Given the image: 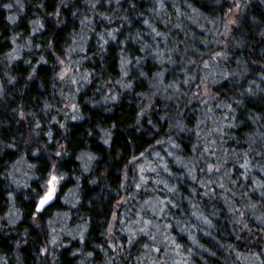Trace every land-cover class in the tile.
Wrapping results in <instances>:
<instances>
[{
	"label": "trees",
	"instance_id": "obj_1",
	"mask_svg": "<svg viewBox=\"0 0 264 264\" xmlns=\"http://www.w3.org/2000/svg\"><path fill=\"white\" fill-rule=\"evenodd\" d=\"M237 1L0 0V264H264V0H240L228 28ZM61 61L80 71L74 120ZM176 108L195 129L179 140ZM22 158L33 179L16 187ZM58 212L80 235L48 247Z\"/></svg>",
	"mask_w": 264,
	"mask_h": 264
},
{
	"label": "rangeland",
	"instance_id": "obj_2",
	"mask_svg": "<svg viewBox=\"0 0 264 264\" xmlns=\"http://www.w3.org/2000/svg\"><path fill=\"white\" fill-rule=\"evenodd\" d=\"M240 5H241V1L238 0L236 3V6H235L236 8L227 14L226 25L228 28H230V26H232L236 23V20H237L236 16L239 13L240 8H241ZM232 21H235V23H232ZM215 32H214L215 37L220 38V35L216 36ZM211 45L214 47L215 42H213ZM74 67H71L70 65H67L66 62H63L61 73L67 72V75L65 76V78L63 80L60 79V75H59V81H61V84H62L61 85V92H63L62 93L63 107H62V109H60V113L64 114V119L66 118V119H70V120H74V119H72V117L74 115L78 116L77 111L73 112V109L71 106L72 104H75L76 108H77V104H76L77 102L75 101V91L68 89L69 83H70V85H75V86H77V84H78L76 76L80 75V71L77 67L75 69H74ZM196 89H199V86H197V88L194 87V90H196ZM207 93H208V89L202 88L200 91L196 90L195 96L199 95V96L204 97V94L207 95ZM138 165H139L138 167L140 169V174H142L143 171L147 167L149 168L148 165H143L141 163ZM10 171H11L10 180H11V182H13V184L16 187H21L23 184L27 185L29 183V181L31 179H33L32 170L29 168V165H27L26 159H23V158L20 159L18 162H16L12 166ZM68 198L65 199V202L67 205L71 202H74L73 201L74 200L73 194L69 195ZM19 218L20 217L18 215V211L16 209V206H15L14 202H12V207L9 209V211L7 212L4 219L9 224H14L15 222H17L19 220ZM49 224H50V230H51L50 233L52 235V238L50 240V244L48 245V247L49 246H53L54 248L59 247V246L65 244L64 243L65 238H67V239L76 238L80 235L79 234V228L80 227H72L71 226L68 213H59L58 212L49 221ZM53 240H55V243H53Z\"/></svg>",
	"mask_w": 264,
	"mask_h": 264
},
{
	"label": "snow or ice",
	"instance_id": "obj_3",
	"mask_svg": "<svg viewBox=\"0 0 264 264\" xmlns=\"http://www.w3.org/2000/svg\"><path fill=\"white\" fill-rule=\"evenodd\" d=\"M89 3L91 5V7L93 9H95L97 3H100V0H89ZM116 3L119 4L120 0H116ZM9 7H10V5H9ZM131 7L135 8L136 4L133 3L131 5ZM106 19H108L109 22H111L112 18L111 17H106ZM34 23L36 25H38V28L36 30H39V29L43 28V24H40L39 21H35ZM145 23H147V21H145ZM232 23H235V21H232ZM106 35L112 41H115L117 39V37H116L114 32L106 33ZM157 35H161V34L157 33ZM100 39L104 41V44L108 43V39H105L104 36H101ZM101 48L103 49V45H101ZM44 63H47V61H44ZM61 63H63V62L61 61ZM130 63H131V61L128 60L126 56H124L122 58V60H121V65H122V68H124V69H126L127 66ZM205 67H208V65H205ZM66 75H67V72L61 73L60 74V79L63 80ZM125 75H127V71H125ZM141 75H143V73H141ZM159 75L162 76L163 73H160ZM84 78L86 79L87 77H84ZM118 83H119V81H118ZM123 86L127 87V88H131L132 87L131 84H127V85H123ZM153 86L155 87L156 85H153ZM247 92L250 93L252 97H254L257 94L256 91L254 89H252V88H248ZM260 92L264 93V89H260ZM237 103H239V101ZM71 106H72L73 112H76L77 111L76 105L72 104ZM225 107H230V106L225 105ZM140 115L143 116L144 112H141ZM77 118L78 117L75 116V115L72 117V119H77ZM37 127H39V125H37ZM49 136H51V133H49ZM105 136H106L105 143L107 144V143H109V140L107 139V137L111 136V132L110 131L106 132ZM55 155L59 157V156H61V152L57 151L55 153ZM89 159H93V157H89ZM29 167H34V166L33 165H29ZM53 167H54L53 164H49V168H53ZM241 167H243L244 169H247L249 167V164L247 162H245L244 164L241 165ZM86 170H87V168L85 169V171ZM262 170H264V168H262ZM62 179H63V176L58 171L55 174H51V173L49 174V176L46 179L45 185L42 188L41 192H38L35 195V197H34V200H33V209H34V211H36L37 213H41V214L46 211V206H48L51 203V201H53V199L56 197L57 186L59 185V183H60V181ZM261 194L264 195V193H261ZM141 231H144V230L141 229ZM53 243H55V240H53ZM43 251H44V256L47 257V255L49 253V249L45 248ZM45 264H47V260L45 261Z\"/></svg>",
	"mask_w": 264,
	"mask_h": 264
},
{
	"label": "clouds",
	"instance_id": "obj_4",
	"mask_svg": "<svg viewBox=\"0 0 264 264\" xmlns=\"http://www.w3.org/2000/svg\"><path fill=\"white\" fill-rule=\"evenodd\" d=\"M187 83V81H185ZM171 87L175 88V85H172ZM220 103H224L223 101H220ZM169 119L177 121L176 123H173L171 128L169 129V132L167 133L170 136H175L177 140L181 139L183 135L192 133L195 131V129L188 128L182 124L179 123L180 120L184 119V113L179 109H175V115L170 116ZM199 127V125H197ZM180 145L177 143L175 145V148L179 149ZM195 151V148L193 149Z\"/></svg>",
	"mask_w": 264,
	"mask_h": 264
},
{
	"label": "water",
	"instance_id": "obj_5",
	"mask_svg": "<svg viewBox=\"0 0 264 264\" xmlns=\"http://www.w3.org/2000/svg\"><path fill=\"white\" fill-rule=\"evenodd\" d=\"M51 203H52V202H51ZM51 203H50V204H51ZM50 204H49V205H50ZM49 205H48V206H49ZM48 206H46V208H47Z\"/></svg>",
	"mask_w": 264,
	"mask_h": 264
}]
</instances>
